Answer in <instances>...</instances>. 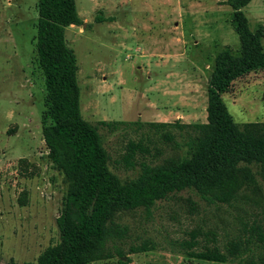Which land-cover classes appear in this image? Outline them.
Wrapping results in <instances>:
<instances>
[{
    "label": "rangeland",
    "instance_id": "374dc122",
    "mask_svg": "<svg viewBox=\"0 0 264 264\" xmlns=\"http://www.w3.org/2000/svg\"><path fill=\"white\" fill-rule=\"evenodd\" d=\"M76 3L85 26H68L66 42L77 56L82 116L98 127L112 171L128 181L142 162L189 156L191 128L149 123L207 122L215 58L226 47L241 51L227 0ZM244 11L253 30L262 27L264 46V0ZM38 17V0H0V264H36L61 245L57 218L67 182L44 139ZM223 97L237 123L264 122V68L235 77ZM131 141L149 149H137L135 166L124 160ZM114 221L122 233L90 264H264V163H253L252 175L230 187L229 203L186 189ZM203 251L225 262L188 259Z\"/></svg>",
    "mask_w": 264,
    "mask_h": 264
},
{
    "label": "trees",
    "instance_id": "16d2710c",
    "mask_svg": "<svg viewBox=\"0 0 264 264\" xmlns=\"http://www.w3.org/2000/svg\"><path fill=\"white\" fill-rule=\"evenodd\" d=\"M251 1L227 0L241 51L235 54L226 47L215 58L207 122L149 123L181 131L191 128L194 133L185 143L189 156L142 162L138 177L122 181L110 167L98 127L82 116L77 56L66 42V28L85 23L76 0H38L35 62L47 90L43 133L52 161L65 176L67 192L57 218L61 245L41 255L36 264H90L102 258L109 239L122 233L114 221L121 211L149 209L176 191L191 189L210 203H229L230 187L252 175L253 163H264V122L237 123L223 97L235 77L264 68L262 27L253 30L244 11ZM137 149L149 153L146 145L131 141L124 159L129 166H135ZM188 259L225 262L215 251L196 252Z\"/></svg>",
    "mask_w": 264,
    "mask_h": 264
},
{
    "label": "water",
    "instance_id": "95a60500",
    "mask_svg": "<svg viewBox=\"0 0 264 264\" xmlns=\"http://www.w3.org/2000/svg\"><path fill=\"white\" fill-rule=\"evenodd\" d=\"M84 25V24H83ZM85 26V25H84Z\"/></svg>",
    "mask_w": 264,
    "mask_h": 264
}]
</instances>
